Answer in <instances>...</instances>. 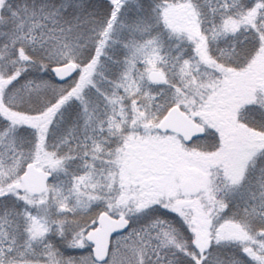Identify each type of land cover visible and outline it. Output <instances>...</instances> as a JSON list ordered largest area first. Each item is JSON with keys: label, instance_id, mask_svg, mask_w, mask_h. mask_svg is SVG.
<instances>
[{"label": "snow or ice", "instance_id": "snow-or-ice-1", "mask_svg": "<svg viewBox=\"0 0 264 264\" xmlns=\"http://www.w3.org/2000/svg\"><path fill=\"white\" fill-rule=\"evenodd\" d=\"M0 264H264V0H0Z\"/></svg>", "mask_w": 264, "mask_h": 264}]
</instances>
